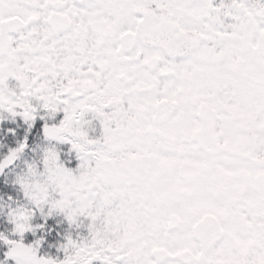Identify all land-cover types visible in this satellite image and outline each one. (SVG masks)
Segmentation results:
<instances>
[{
    "label": "snow or ice",
    "instance_id": "snow-or-ice-1",
    "mask_svg": "<svg viewBox=\"0 0 264 264\" xmlns=\"http://www.w3.org/2000/svg\"><path fill=\"white\" fill-rule=\"evenodd\" d=\"M0 264H264V0H0Z\"/></svg>",
    "mask_w": 264,
    "mask_h": 264
}]
</instances>
